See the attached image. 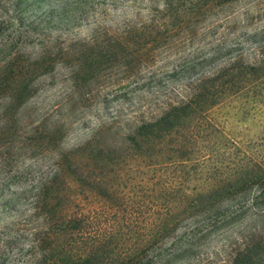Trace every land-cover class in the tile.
Masks as SVG:
<instances>
[{
  "label": "rangeland",
  "instance_id": "obj_1",
  "mask_svg": "<svg viewBox=\"0 0 264 264\" xmlns=\"http://www.w3.org/2000/svg\"><path fill=\"white\" fill-rule=\"evenodd\" d=\"M261 54L264 0H0V264H44L43 233L66 229L51 214L75 205L64 178L55 207L42 203L43 187L61 168L75 181L74 155L102 131L115 142L201 74ZM236 95L213 112L226 157L262 162L264 81ZM133 153L109 159L126 164ZM154 157L144 164H169ZM258 187L223 193L227 212L239 215L184 221L155 254L178 253L165 264H231L264 235V203H252ZM196 222L202 236L191 232Z\"/></svg>",
  "mask_w": 264,
  "mask_h": 264
},
{
  "label": "trees",
  "instance_id": "obj_2",
  "mask_svg": "<svg viewBox=\"0 0 264 264\" xmlns=\"http://www.w3.org/2000/svg\"><path fill=\"white\" fill-rule=\"evenodd\" d=\"M260 57L201 74L162 102L158 116L135 120L127 133L115 134V142L109 140V131H102L74 155L80 162L75 181L67 169H59L43 187L48 196L42 203L59 204L58 194L66 191L56 188V180L64 178L67 193H74L64 198L75 210L57 214L56 208L51 214V219L59 216L66 229L43 233L50 241L41 256L44 264H165L178 253L154 251H161L184 221L209 214L212 224H222L239 215L241 211L227 212L223 193L256 184L261 191L252 203H264V160L244 152L241 158H227L228 139L213 118V112L245 86L264 81V55ZM151 149L154 154L147 152ZM119 151L134 153L126 164H111L109 158ZM153 156L156 163L169 164H144ZM190 181L196 183L192 189L185 186ZM198 225L192 228L194 236H202ZM243 250L231 264H264V235Z\"/></svg>",
  "mask_w": 264,
  "mask_h": 264
}]
</instances>
